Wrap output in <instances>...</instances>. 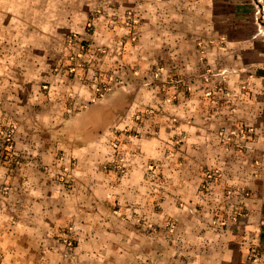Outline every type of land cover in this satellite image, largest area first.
<instances>
[{
	"label": "crops",
	"instance_id": "obj_1",
	"mask_svg": "<svg viewBox=\"0 0 264 264\" xmlns=\"http://www.w3.org/2000/svg\"><path fill=\"white\" fill-rule=\"evenodd\" d=\"M140 3L111 0L95 14L89 7L64 17L67 30L104 47L120 68L125 83L103 97L95 98L94 82L54 85L55 56L24 57L20 76L46 77L44 91L23 87L34 94L30 99L26 92L21 102L18 85L0 80V93H16L0 108L12 110L16 124L13 150L0 160V264H68L55 237L81 222L85 189L90 197L112 193L99 163L115 131L130 127L138 131L123 145L130 165L143 167L155 157L174 174L160 186L159 204L205 211L181 224L192 238L190 258L170 263L264 264V39L235 30L245 28L250 1ZM14 66L18 56H0V78L16 76ZM142 112L151 113L133 119ZM221 135L235 145L221 143ZM60 148L78 160L66 186L53 176ZM211 168L220 177L206 195L201 182ZM219 203L225 226L214 223Z\"/></svg>",
	"mask_w": 264,
	"mask_h": 264
},
{
	"label": "rangeland",
	"instance_id": "obj_2",
	"mask_svg": "<svg viewBox=\"0 0 264 264\" xmlns=\"http://www.w3.org/2000/svg\"><path fill=\"white\" fill-rule=\"evenodd\" d=\"M138 1L147 4L159 3L160 0ZM248 1L250 3L245 28L241 26L235 30L264 39V0ZM106 5L110 7L111 0H0V56H18V66H14L15 70L11 69L17 73L16 76L11 74L0 80H10V85H18L17 96L23 102L22 97L26 99L28 93L24 86L38 84L40 91H44L43 85L46 84V77L41 76L37 82L33 79L30 82L28 77L19 75V71L25 68L24 57L55 56L52 70L54 85H61L63 82L67 84L72 80L94 82V96L101 98L116 84L125 83L121 78L120 68L110 59L107 50L79 40L77 32L67 30L64 21L68 14L80 13L89 7L93 8L95 14ZM250 5L253 10H250ZM85 29L91 31V20H87ZM9 62L10 60L7 61L8 64ZM245 89L246 85L241 84L240 90ZM11 95L0 93V108L3 98ZM15 95L13 93L12 96ZM28 95L29 99L34 96L32 92ZM56 95L60 96L56 98L57 101L62 100L63 93ZM23 105L26 107V104ZM10 111L12 110L0 109V160H4L14 147L16 124ZM150 113L142 112L132 116L139 120L141 117H148ZM246 132L247 129L243 127L239 133ZM114 135L105 143L109 146L110 153L99 163L100 171L112 184V193L103 189L100 195L90 197V191L84 190V212L79 217L81 222L74 227L65 226L55 237V243L62 251L61 257L68 264H171L178 256L186 262L190 258L192 238L184 229L181 231V224H190L191 212L205 211L201 205H160V186L167 183L174 174L168 173L164 165H159L158 158L155 157L149 158L143 167L130 165V156L123 151V145L128 137L138 135L136 127L120 128ZM221 137V143L231 146L236 143L229 140V135ZM55 159L59 162V171L54 173V179L66 186L70 181L68 170L76 167L78 160L74 157L67 158L61 148ZM219 177L218 169L205 170L201 182L204 184L201 186L202 192L206 195L212 193V185ZM221 204L215 205L217 215L214 223L225 226L228 224L227 216H220L218 213L222 210ZM181 209L185 213L182 214ZM76 230L81 233L79 236L74 232Z\"/></svg>",
	"mask_w": 264,
	"mask_h": 264
},
{
	"label": "built area",
	"instance_id": "obj_3",
	"mask_svg": "<svg viewBox=\"0 0 264 264\" xmlns=\"http://www.w3.org/2000/svg\"><path fill=\"white\" fill-rule=\"evenodd\" d=\"M104 87H106V84H103Z\"/></svg>",
	"mask_w": 264,
	"mask_h": 264
}]
</instances>
